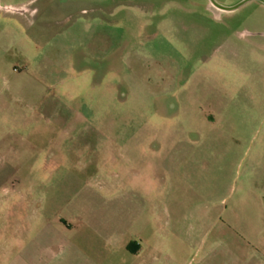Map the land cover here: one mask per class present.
<instances>
[{
  "label": "rangeland",
  "instance_id": "obj_1",
  "mask_svg": "<svg viewBox=\"0 0 264 264\" xmlns=\"http://www.w3.org/2000/svg\"><path fill=\"white\" fill-rule=\"evenodd\" d=\"M252 164L264 0H0V264L39 230L98 264H195L190 198L225 216Z\"/></svg>",
  "mask_w": 264,
  "mask_h": 264
},
{
  "label": "crops",
  "instance_id": "obj_2",
  "mask_svg": "<svg viewBox=\"0 0 264 264\" xmlns=\"http://www.w3.org/2000/svg\"><path fill=\"white\" fill-rule=\"evenodd\" d=\"M254 158L252 157L253 162ZM190 187L187 185L185 189ZM198 187V193L190 198L194 200L195 213L185 216L187 227L183 230L181 241L183 247H186L184 252L189 251L191 246H196L194 251H201L202 257L195 264H264V166L257 168L252 164L245 169L242 180L237 185V193L229 201L225 216H222V210L217 208L216 202L203 203L205 209L202 211V185ZM223 199H219L218 203ZM176 204L179 206V199H169L170 206L175 207ZM169 217L174 216L168 215ZM154 220L157 221L158 218L155 217ZM225 228L229 229L231 247L227 245L228 234ZM22 233H15V245L6 251L10 260L7 264H98L69 239L63 241L56 235L48 237L40 230L33 236ZM170 233L172 236L175 234ZM126 244L127 242L125 247ZM135 245V250H126L137 255L142 250V245ZM144 246L151 255L149 259L157 262L160 254L157 242L146 241ZM129 248H132L131 245ZM167 251V256L175 254L173 248ZM227 252L231 257L225 263L224 256ZM138 263L142 264V259Z\"/></svg>",
  "mask_w": 264,
  "mask_h": 264
}]
</instances>
